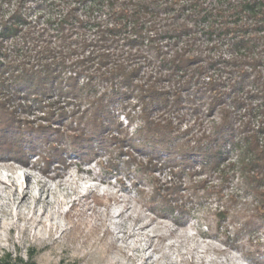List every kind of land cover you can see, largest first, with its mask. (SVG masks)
<instances>
[{"label":"trees","instance_id":"trees-1","mask_svg":"<svg viewBox=\"0 0 264 264\" xmlns=\"http://www.w3.org/2000/svg\"><path fill=\"white\" fill-rule=\"evenodd\" d=\"M0 94L9 95L0 97V159L27 166L38 153L49 174L52 162L66 170L72 156L107 154L105 174L135 176L153 215L181 227L197 204L224 206L216 231L203 234L222 228L224 244L258 260L263 247L241 234L264 226V0H0ZM46 98L55 99L41 105ZM18 99L32 102L24 110L46 107L63 129L17 116L9 102ZM188 115L198 127L182 130ZM165 169L161 182L154 172ZM238 192L250 200L231 211Z\"/></svg>","mask_w":264,"mask_h":264},{"label":"rangeland","instance_id":"rangeland-1","mask_svg":"<svg viewBox=\"0 0 264 264\" xmlns=\"http://www.w3.org/2000/svg\"><path fill=\"white\" fill-rule=\"evenodd\" d=\"M39 13L41 19L48 18V12L40 10L29 11V16L34 20ZM53 99H42L41 105L46 106ZM61 101L59 106L64 105ZM130 102L135 104V100ZM26 104L32 102L12 100L9 108L34 127L63 129L57 123H48L46 107L41 109L37 103L24 110ZM186 111L182 109L179 114L186 115ZM192 119L187 116L182 130L198 127ZM216 119H206L204 129H209ZM118 120L123 127L128 126L126 116L120 114ZM136 125L137 121L129 129L131 133ZM42 146L41 155H46L48 143ZM139 158L145 161L142 156ZM106 159L104 153L88 162L72 156V164L66 170L54 171L56 164L52 162L49 174L38 170L44 166L38 153L29 156L27 166L0 159V262L17 264L19 259L25 262L33 255L34 264H264V226L247 237L241 234L244 242L251 240L252 247H263L259 248L262 253L258 260H250L223 243L222 228L217 235L203 234L208 232L207 225L216 231L214 213L224 206L213 200L197 204L191 218L180 227L170 218H160L145 208L132 185L135 176L123 172L105 174L99 163ZM154 175L161 182L170 180L168 169L156 170ZM238 177L234 178L231 193L239 185ZM141 181L142 189L151 193L148 178ZM21 189L25 192L23 199ZM238 193L239 204H229L231 211L241 209L250 200V196ZM227 223L232 236V226Z\"/></svg>","mask_w":264,"mask_h":264},{"label":"bare ground","instance_id":"bare-ground-1","mask_svg":"<svg viewBox=\"0 0 264 264\" xmlns=\"http://www.w3.org/2000/svg\"><path fill=\"white\" fill-rule=\"evenodd\" d=\"M20 165H22V164H20ZM0 181H2V179H0ZM20 193H22L21 199H23V198H24V196H25V192H24V190H23V189H21V190H20Z\"/></svg>","mask_w":264,"mask_h":264}]
</instances>
